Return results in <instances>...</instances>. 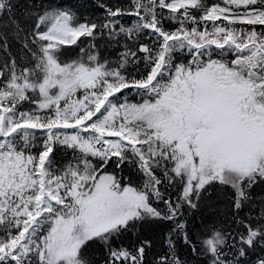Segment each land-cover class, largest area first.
I'll list each match as a JSON object with an SVG mask.
<instances>
[{
  "label": "snow or ice",
  "instance_id": "snow-or-ice-1",
  "mask_svg": "<svg viewBox=\"0 0 264 264\" xmlns=\"http://www.w3.org/2000/svg\"><path fill=\"white\" fill-rule=\"evenodd\" d=\"M83 6L0 0V264H264V0Z\"/></svg>",
  "mask_w": 264,
  "mask_h": 264
},
{
  "label": "trees",
  "instance_id": "trees-1",
  "mask_svg": "<svg viewBox=\"0 0 264 264\" xmlns=\"http://www.w3.org/2000/svg\"><path fill=\"white\" fill-rule=\"evenodd\" d=\"M66 3L70 5H73V4L80 5L81 3H83L84 6L80 8V11L82 13H86L88 15H100L101 14L100 11H98L96 7L94 6L95 0H66ZM101 44H103V41H101ZM101 51L104 52L105 48L101 47ZM112 55H114V53H112ZM67 159H70V154L66 156L65 153L63 152H57L54 157L55 165L62 166L67 161ZM126 174L132 175L133 178L135 179V175L127 169H126ZM196 223L199 224V218H197ZM90 254L95 259L102 260L103 254L100 249H94L92 250ZM149 259H151V257H149Z\"/></svg>",
  "mask_w": 264,
  "mask_h": 264
}]
</instances>
